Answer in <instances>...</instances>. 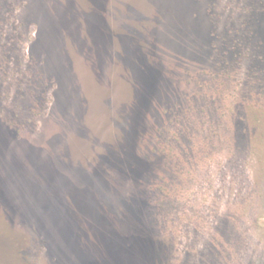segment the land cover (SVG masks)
<instances>
[{
    "label": "rangeland",
    "instance_id": "rangeland-1",
    "mask_svg": "<svg viewBox=\"0 0 264 264\" xmlns=\"http://www.w3.org/2000/svg\"><path fill=\"white\" fill-rule=\"evenodd\" d=\"M0 264H264V0H0Z\"/></svg>",
    "mask_w": 264,
    "mask_h": 264
},
{
    "label": "trees",
    "instance_id": "trees-1",
    "mask_svg": "<svg viewBox=\"0 0 264 264\" xmlns=\"http://www.w3.org/2000/svg\"><path fill=\"white\" fill-rule=\"evenodd\" d=\"M138 169H139V168H138ZM135 171L137 172V170H136V169H134V172H135Z\"/></svg>",
    "mask_w": 264,
    "mask_h": 264
}]
</instances>
